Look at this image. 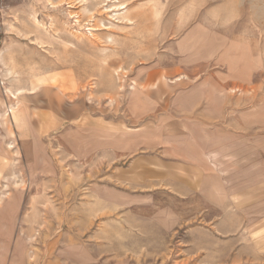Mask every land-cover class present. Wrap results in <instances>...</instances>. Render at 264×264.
<instances>
[{
	"label": "rangeland",
	"instance_id": "obj_1",
	"mask_svg": "<svg viewBox=\"0 0 264 264\" xmlns=\"http://www.w3.org/2000/svg\"><path fill=\"white\" fill-rule=\"evenodd\" d=\"M6 1L0 264H264V0Z\"/></svg>",
	"mask_w": 264,
	"mask_h": 264
},
{
	"label": "built area",
	"instance_id": "obj_2",
	"mask_svg": "<svg viewBox=\"0 0 264 264\" xmlns=\"http://www.w3.org/2000/svg\"><path fill=\"white\" fill-rule=\"evenodd\" d=\"M7 9V1L0 0V44L2 43L5 34L4 15L6 14Z\"/></svg>",
	"mask_w": 264,
	"mask_h": 264
},
{
	"label": "crops",
	"instance_id": "obj_3",
	"mask_svg": "<svg viewBox=\"0 0 264 264\" xmlns=\"http://www.w3.org/2000/svg\"><path fill=\"white\" fill-rule=\"evenodd\" d=\"M136 98H134L133 100V104L134 106L138 105V104H141V102H143V100H141L139 97L135 96Z\"/></svg>",
	"mask_w": 264,
	"mask_h": 264
},
{
	"label": "bare ground",
	"instance_id": "obj_4",
	"mask_svg": "<svg viewBox=\"0 0 264 264\" xmlns=\"http://www.w3.org/2000/svg\"><path fill=\"white\" fill-rule=\"evenodd\" d=\"M48 2L50 1V0H47ZM11 26V25H10Z\"/></svg>",
	"mask_w": 264,
	"mask_h": 264
}]
</instances>
